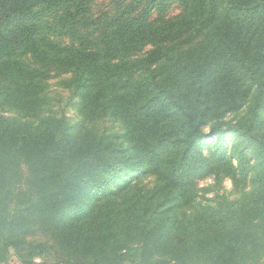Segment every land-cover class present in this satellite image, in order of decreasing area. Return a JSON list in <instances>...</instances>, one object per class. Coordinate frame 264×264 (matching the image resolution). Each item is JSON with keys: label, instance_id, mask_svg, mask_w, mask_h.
<instances>
[{"label": "trees", "instance_id": "trees-1", "mask_svg": "<svg viewBox=\"0 0 264 264\" xmlns=\"http://www.w3.org/2000/svg\"><path fill=\"white\" fill-rule=\"evenodd\" d=\"M94 1L0 0V108L23 117L0 116V264L11 256L22 264L45 260L51 244L22 235L34 227L55 230L58 214L86 203V212L59 225L83 264L112 257L130 264L259 261L264 133L256 128L264 110V0H177L181 12L171 17L172 0H131L111 16L92 18ZM50 71L77 92L83 120L110 116L124 134L89 138L80 122L57 112L39 118ZM238 100L241 117L222 120ZM220 134L235 137L237 167L252 183L247 199L217 194L194 213L180 211L194 201L182 199V191L178 199L172 193L115 199L152 169L176 184L194 179L196 168L211 171L214 159L198 151L206 137ZM116 137L127 142L128 155ZM218 164L235 169L224 157ZM117 180L114 199H88V192L99 194ZM22 187L32 197L11 209L25 194ZM175 200L177 209L162 210ZM99 227L108 231L92 238ZM64 244L59 238L53 246H63L65 254Z\"/></svg>", "mask_w": 264, "mask_h": 264}, {"label": "rangeland", "instance_id": "rangeland-1", "mask_svg": "<svg viewBox=\"0 0 264 264\" xmlns=\"http://www.w3.org/2000/svg\"><path fill=\"white\" fill-rule=\"evenodd\" d=\"M131 0H96L92 2L89 6V16L92 18H104L113 15L119 8L127 5ZM181 5L177 0H172L169 9L167 11L168 17L178 15L181 12ZM57 71H50L48 74V78L45 79L47 82L46 87L44 88L45 94L43 96L46 105L43 107L39 118L50 116V113L54 114L57 112L59 117L64 116L68 122L72 124H76L80 122L82 124L83 132L89 138L98 137L101 134H111L114 136H122L124 134V128L120 121L110 117V116H97L92 119L83 120L82 114L83 107L79 105V97L77 92L73 93L71 90H68L64 87L61 82L65 76L59 75ZM231 111L222 114L221 119L224 121H235L241 117L243 104L240 103V100L234 102L230 106ZM45 112V113H44ZM0 116L3 117H18L23 119L22 116L9 111L6 108H0ZM36 118H34L35 120ZM260 126L256 128V131L264 133V110L261 111L260 115ZM205 131L208 132V128H205ZM115 141L122 142L123 144V153L124 155H128L129 151L126 147L127 142L124 141L121 137H116ZM235 144V137L229 134H220L217 137H213L210 139L209 137L205 138V141H201L200 150L198 151L199 155H205L208 157H212L214 159V164L212 166L213 169L202 170V168H196L195 172L192 174L193 178L191 181L187 183H174L175 179L172 180L169 178L164 179L162 177V172L158 170H154L148 172L141 176L138 181L133 182L132 187H128L124 189L120 195H118L115 199H119V201H127L128 199H137L138 195H148L151 199H157L158 197H167V195H174L171 199H178L179 192L185 194V197L182 199H194L193 205L191 207H186L185 203L180 207L181 212L186 213H194L197 210H200L201 206L210 203L212 199L216 198L217 194H223L228 199H232L235 202L241 201L242 199H247L248 194L252 190V183L248 177L245 175L244 169L240 170L237 167V158L233 150L231 149ZM128 146V145H127ZM218 157V158H216ZM221 157H224L231 163L235 169L225 170L224 164H218V161ZM246 158V157H245ZM249 157L247 156V159ZM141 175V174H140ZM172 176V174H171ZM121 180H117L115 182H109L103 191L99 194L87 193L88 199H114V194L120 190ZM118 184V186H117ZM174 184V185H173ZM14 187V186H13ZM16 190V189H15ZM21 190L25 193L23 195H19L12 202L11 209L17 204L21 199H27L28 197H32L31 192L27 191L26 188H21ZM96 191V190H95ZM93 191V192H95ZM172 195V196H173ZM170 199V198H169ZM89 202V201H88ZM91 202V201H90ZM99 202V201H98ZM105 200L100 203L96 209L101 206ZM97 204V203H96ZM89 203H86L79 209L74 210H66L63 213L58 214L55 218V221L52 222V227L55 226V230H53L50 226L48 228H44V231H39L34 227L30 234L22 235L23 239L32 240L34 242H47L51 244V254H47L45 256V260H41L40 258H35L33 260V264H79L82 263L77 255H72V252L69 250V247L72 245V236L69 231L60 230L59 225L68 224L69 219H74L79 216L83 211H87L89 209ZM175 206L177 209L178 204L177 201H171L169 204L165 205L162 210H165L168 206ZM85 211V212H86ZM264 226V219L261 223ZM70 231L71 225H69ZM74 231V230H72ZM104 231H108V228L99 227L97 230H92V238L95 235H100L104 233ZM261 230H258L260 233ZM91 233L89 238H91ZM261 234V233H260ZM164 235V234H163ZM59 238H64L65 247H67L68 252L65 254L63 250L65 249L63 246L59 245V249L57 247ZM263 239V238H262ZM261 239V240H262ZM54 245V246H53ZM257 249L262 252V258H260L257 262H252L248 264H264V246H262V242L260 245H257ZM161 257V256H160ZM110 258V257H109ZM164 258V256H163ZM108 257L105 256L104 259H100L99 261H107ZM115 258L112 257L107 263L104 264H130L127 261L124 262H114ZM84 264H97L92 261H84ZM2 264H22L17 257L11 256L6 263ZM83 264V263H82Z\"/></svg>", "mask_w": 264, "mask_h": 264}]
</instances>
